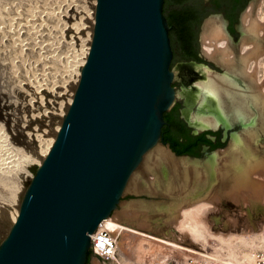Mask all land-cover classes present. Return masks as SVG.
I'll return each instance as SVG.
<instances>
[{"label":"water","instance_id":"water-1","mask_svg":"<svg viewBox=\"0 0 264 264\" xmlns=\"http://www.w3.org/2000/svg\"><path fill=\"white\" fill-rule=\"evenodd\" d=\"M166 1L97 0L93 41L73 103L0 244V264H86L89 250V264L97 262L96 255L102 261L94 254L91 233L110 215L161 234L122 196L144 155L159 141L199 166L215 154V173L223 148L204 144L202 159L178 154L162 136L165 112L178 95L172 66L186 60L164 13L178 10L180 0ZM191 1L205 0L183 6ZM189 125L194 134L219 127ZM222 128V141L238 135L230 125Z\"/></svg>","mask_w":264,"mask_h":264},{"label":"rangeland","instance_id":"rangeland-1","mask_svg":"<svg viewBox=\"0 0 264 264\" xmlns=\"http://www.w3.org/2000/svg\"><path fill=\"white\" fill-rule=\"evenodd\" d=\"M13 2L14 1L12 0H0V29L7 28L9 33H13L12 30L15 31L17 29V14H22L23 16L25 14L28 19H31L30 21L33 22L34 25V29L31 27L32 30L30 31V34L32 35H27V39H34V37L35 40L37 39V52L33 53L29 49L23 46L21 47L20 45L22 44H19L21 39L15 37L13 38V41L10 40L8 47H4V50L0 47V244L8 229L12 225L11 223H13L12 213L20 204L19 202L23 198L25 188L28 187L36 173L39 166L38 160L41 157V153L44 152V149L48 145L49 137L52 135V126H56V122L60 120L61 116L59 115L65 108L67 96L70 92L69 90H72L71 85L68 84L74 80L73 78H76L79 70H82L83 65L80 61L84 55L83 46L87 42V38L89 36V32L87 31L90 29L93 10V0H21V3H14V5ZM258 2L253 8L254 14L260 12L259 7H261V4ZM42 9H44V11ZM4 19L6 23H1ZM11 20H14L13 23ZM22 21H24V19ZM1 24H5V27H1ZM211 24H216V26L221 25L222 18L208 17L203 22L200 37L204 47H206L205 40L207 39L205 37V34L207 33L206 26ZM22 35L24 34H21L20 37ZM15 40L16 42H14ZM225 44L226 41L222 45L221 42H219L218 45L225 46ZM48 45L51 46L50 50L46 49ZM231 47L237 51V54L239 55L241 52L240 45L239 47H234L233 45ZM28 57H30V59ZM47 59H50L49 61L51 64ZM184 62L189 63V61L186 60H177L172 66L175 74H177L173 80V85L175 86L177 92L182 91L185 86V79L183 75L179 74L177 69L179 66H183ZM217 62L223 70L220 71L209 65V68H211L210 70L213 72L215 71L214 74L226 73V67L221 65V62ZM262 74L263 71L260 72V75L263 77ZM200 75L201 74L197 72L194 75H189L187 79H189V82L192 80L195 84ZM240 75L235 73V77L240 83V88L247 89L246 81L244 80V77ZM193 76H195L194 79ZM57 89H61V91H56ZM262 91L264 92V88ZM61 102L62 104L60 105L59 103ZM182 102L184 103L185 99L182 95L178 94L175 103L183 109L182 114L184 115L186 105L182 104ZM49 103H54L52 104L54 106L52 108H55L54 110L58 113H55L53 116L49 114L51 119V123L49 125H39L38 122H35L38 127L37 128L34 122H32L30 115L43 111L44 107H46ZM49 108H51L50 105ZM197 108L198 104H195L193 107L194 111H196ZM227 108L230 109L232 122H234L230 124L231 131L238 132V135H240L239 137L242 136L241 138L244 141L249 136L247 133L248 130H256L257 136L255 141H251L252 147L258 155L261 154L260 157H264V123L262 124L261 116L259 114L260 111L256 109L255 106L250 108V112L255 113V116H253H257V120L254 122H247V126L249 125V128L246 130L247 126L233 117L234 114L232 107L229 105ZM46 113L47 112L45 110V115ZM40 116L44 117L43 114H40ZM185 119L187 118L185 117ZM26 123L27 125L28 123L33 124V127H36L34 130L38 131V134L35 135L32 132L29 133V131L32 130L30 128L32 126L27 128ZM187 123L191 124L188 120ZM222 125L223 124H220L219 127H217V130L221 129V131H223ZM39 127H42L43 129H40ZM190 127L193 131L195 130L192 126ZM172 134L173 133L171 132V135ZM222 137H225L223 133ZM231 141V137L227 138L221 148L228 147L229 144H231ZM159 147L162 149L166 148L164 150H166V152L169 151V153L173 155L171 152L172 149L170 150L168 144L162 141H159L157 145L144 155L142 161L132 173L124 194L122 195L129 203L135 201L162 203L165 200L164 196L167 195V193H165V190H167V182L171 180L174 182L173 186L176 185V189L174 187L173 188L176 192H178V190L191 191L197 186V184H195L197 175L202 177V182H204L203 184H201L202 182L199 183L201 186L205 185L206 177L210 178V182H207L206 185L209 191L223 186V188L231 187L230 184L233 182L228 179H233L232 176H225V178H227L223 180L224 175L222 171L225 167V158L227 155L224 151H222L223 153L221 152L222 154H219V160L216 164L215 173L213 168L210 169V171H207V173H204L202 172L204 168H202V171L201 168L196 170L195 165V167L191 165L184 167L166 162L162 163L160 161L159 162L161 164L157 165V168L150 170L146 167L148 161L147 154L152 152L151 156L155 159L157 157L156 154ZM174 156L178 158L181 157L176 155ZM198 157L202 159L206 158L203 151H201V154L198 155ZM217 165L220 167L221 172ZM222 166L223 168H221ZM156 176H159L158 178L164 180V183L161 182L164 187L160 182H156L155 185L150 186L149 182L156 179ZM166 179L168 180L167 182ZM262 181L264 182V180ZM157 186L159 187L157 188ZM249 199L251 200L249 201ZM212 213L213 230L229 234L227 240H223L222 237H219L216 234L209 235L206 238H204L203 235V237H199L197 240L191 239L190 237L182 238L177 235L178 242L181 245L198 250L202 252V254L204 253L202 258L209 259L211 262L217 264H231L229 261L234 263L236 262L238 264L239 260L246 256V253L249 254L254 250H264L263 200H260V198L253 199L252 197H249L246 201L242 199L240 201H235V199L226 195L219 202L218 207L213 210ZM133 245L135 244L133 243ZM188 250L181 249L182 252L185 251V254H182L181 256L186 255V257H188L198 255ZM150 255L151 254H148V259L151 258ZM178 255L180 256L179 252L174 250L170 254L169 260L178 259ZM97 263L99 262H95V264ZM109 264L116 263L113 262Z\"/></svg>","mask_w":264,"mask_h":264},{"label":"bare ground","instance_id":"bare-ground-1","mask_svg":"<svg viewBox=\"0 0 264 264\" xmlns=\"http://www.w3.org/2000/svg\"><path fill=\"white\" fill-rule=\"evenodd\" d=\"M12 1H14L13 2L14 5V3H18L21 0H12ZM257 2L258 0L251 3L249 8L245 11L243 15L244 27H242L243 35H242V39L240 40L241 52L239 53V55L237 54L238 52L235 51L230 46L229 42L228 43L226 42L225 46L218 45L219 42H221L222 45L227 40V36L225 34L223 24L219 26H216V24H211L209 26H206L207 33L205 34V37L207 39L205 40L206 43L205 52L209 57L214 58L217 61L221 62V65H223L227 69L226 73L214 74L215 71L213 72L212 70H210L211 68H209L206 65L198 64V63L197 64L183 63L184 64L183 66H179L177 68L179 74L183 75L185 79V86L183 90L178 92L179 95H182L184 97L186 102V108L184 109V116L191 123V125H193L196 128V130L206 127H217L220 124L229 126L230 124L234 123L232 122L230 109L227 108L229 105L232 107V111L234 114L233 117H235L236 120L243 122L246 126H247V122H254L257 120L256 118L257 116L254 117L255 113L250 112L251 110L250 108L255 106V108L260 111L259 114L261 116L262 124L264 123V94H263L264 92L262 91V89L264 88V0H259L258 3L261 4V7H259L260 12L254 14L253 8L257 4ZM96 6H97V0H93L92 19L90 23V29L89 31H87L89 32L88 33L89 36L87 38V42L83 46L84 55L82 60L80 61L83 66L87 61L93 41ZM42 10L44 11V9ZM4 15L7 16L6 14ZM17 15H18L17 16L18 19L16 20L17 29L15 31L12 30L13 33H9L7 28L0 29L1 31L0 47L2 48V50H4V47L5 46L8 47L10 40L13 41V38L15 37L21 39V41L19 42V44H22L20 45L21 47L23 46L29 49L33 53L37 52V44H36L37 39L35 40V37L34 39L32 38L27 39V35H32L30 34V31L32 30L31 27L34 26L33 22H31L30 21L31 19H28L27 16H25V14H24L25 17L22 14L20 15L17 14ZM23 19L24 21H22ZM11 21L13 23L14 20ZM3 22L6 23L5 19L1 23ZM4 25H2L1 27H5ZM21 34H24L25 36L22 35L20 37ZM14 42H16V40ZM46 49L50 50L51 46L48 45ZM30 57L28 58L30 59ZM261 71H263L262 74L263 77L260 75ZM197 72L201 74L199 76V79L197 81L195 80L196 81L195 84L193 83L192 80L191 82H189L188 81L189 79H187L188 76L194 75ZM235 73L239 75L241 74L244 77V80L246 81L247 89L240 88V83L238 79L235 77ZM81 74H82V70H79V72L76 75V78H73L74 80H72L70 84H68L71 85L72 90H69L70 92L68 93L67 96L65 108L63 112H61L59 115L61 116L60 120L56 122V126L54 125L52 126V132H51L52 135L49 137L48 145L44 149V152L41 153V157L38 160L39 164L43 163L44 159L47 157V155L49 154L51 148L53 147L56 141V138L62 127L64 118L66 117L68 110L70 109L73 103L76 90L80 83ZM194 77L195 76H193V79ZM56 91H61V89H57ZM52 104L54 103H49L46 107H44L43 111L36 112L37 114L36 113L31 114L30 118H32V122H34V124L35 122H38L39 125H49L51 123L49 114L53 116L55 113H58L56 110H54L55 108L54 109L52 108L54 107ZM59 104L61 105L62 102ZM195 104H198V108L196 111H194L193 109ZM49 105L51 106V108H49ZM45 110L47 112L46 115H45ZM40 114H43L44 117L43 116L41 117ZM26 126L27 128L32 126L30 127L32 130L31 131L28 130L29 133L32 132L35 135L38 134L37 133L38 131L34 130L37 127L36 124H35L36 126L35 128L31 123H28V125L26 123ZM39 128L43 129L42 127ZM247 128H249V125L246 127V130H248ZM247 133L249 134V136L246 140L243 141L241 138L242 136L239 137L240 135H235L234 136L235 138L234 140L231 141V144H229L228 147L223 148L224 149L223 151L227 154L225 158L226 159L224 165L225 167L224 168L223 166L221 167L223 168L222 171L224 175L223 180H225L228 177V175L232 176L233 179L230 178L228 179L229 181L232 180L233 182L232 184H230L231 187H226L225 185L226 188H223L224 187L223 186L221 188L209 191L206 185L207 182H210V178L206 177L205 185L201 186L199 185V183L202 182V177L197 175L195 184L201 187L196 186V188H194L191 191L178 190V192H176L174 190L176 185L173 186L174 182L172 180L167 182L168 181L167 178L166 179L167 190H165V193H167V195L164 196L165 198L164 202L162 203L159 202L146 203L143 201L130 202V204L140 214H142L161 234L153 233L132 226L130 224L124 223L122 221L115 219L111 215L106 217L105 218L106 223L109 226V228L113 231L117 240L118 255H117L116 264H161L169 260V256L174 250L178 251L180 254V256L179 255L177 256L178 260L188 258L189 256L186 257V255L181 256L182 254H185V251L182 252L181 249L184 250L189 249L188 251L198 254L195 257L202 258V256H204V253L202 254V252L198 250L181 245L178 242L177 235H179V237L181 236L182 238L190 237L191 239L197 240L199 237H203V235L204 238H206L209 235L216 234L217 236L222 237L223 240H227L229 234H225L222 231H215L212 228V221H213L212 211L218 207L219 202L223 199V197L227 195L235 199V201L236 200L240 201L241 199L246 201L248 200L249 197H252L253 199L260 198V200L264 201V182L262 181L264 180V157L263 156L260 157L261 154L258 155L255 152L254 148L252 147L251 141L252 140L255 141V138L257 136V131L250 129L248 130ZM160 147L157 151L156 154L157 157L155 159L152 158L151 156L152 152H150V154H147L148 161L146 159L147 161L146 167L150 170L157 168V165L161 164L160 162L162 163L166 162L169 164L179 165L184 167L195 165L196 170L200 169L201 166L207 172L213 168V164L215 163L214 161L216 160L215 159L216 155L214 154L213 156H211V159H207V161L203 162L202 165L199 166V163L197 164L195 160H190L186 157L183 158L175 157L174 155L169 153V151L166 152V150H164L166 148L162 149ZM217 167L219 166L217 165ZM225 176L227 177L225 178ZM156 177L158 178L159 176ZM157 178L149 182L150 186L155 185L156 182L164 183L163 179L161 178L157 179ZM203 183L204 182H202L201 184ZM158 187L159 186H157V188ZM250 200L251 199H249V201ZM21 201L19 202L20 204L18 205V207H16V209L12 213V222H13L11 223L12 225L14 224V222L16 221L19 215ZM12 225L10 226V228L12 227ZM10 228L8 229L4 238L8 235ZM133 243L135 245H133ZM148 254H151L150 259L147 258ZM249 254L246 253L245 255L247 256ZM210 258L216 259L213 257ZM229 262L231 264H237L236 262L235 263L232 261Z\"/></svg>","mask_w":264,"mask_h":264},{"label":"flooded vegetation","instance_id":"flooded-vegetation-1","mask_svg":"<svg viewBox=\"0 0 264 264\" xmlns=\"http://www.w3.org/2000/svg\"><path fill=\"white\" fill-rule=\"evenodd\" d=\"M190 0H180V15L184 12L188 11L189 21L188 24V34L191 36L189 42H184L178 33L177 38L181 43L182 48H184V57L186 61H189V64H199L204 63L202 60L206 61L208 67L209 65H213L214 67L219 66L217 61L213 58H210L205 53L204 44L202 45L200 30L202 28L203 22L208 17H220L222 18V24L227 36L226 42L234 47H239L240 40L243 35V15L245 11L249 8L250 4L255 2L256 0H205L204 3H189V5L183 6V3L188 2ZM172 42V41H171ZM221 46V45H220ZM190 51H189V50ZM174 50V49H173ZM186 52L191 53V57H186ZM188 62H184L187 64ZM205 63V64H206ZM177 105V103H174ZM185 105V103L182 102ZM177 117L178 119L185 122L189 127L190 125L187 123L185 117L182 114L183 109L177 105ZM221 131V129H219ZM190 132H192V128L190 127ZM222 138V131L220 135H216L217 138ZM185 138H181V144L185 141ZM203 145H200L199 150L202 151Z\"/></svg>","mask_w":264,"mask_h":264},{"label":"trees","instance_id":"trees-1","mask_svg":"<svg viewBox=\"0 0 264 264\" xmlns=\"http://www.w3.org/2000/svg\"><path fill=\"white\" fill-rule=\"evenodd\" d=\"M164 13L166 14L169 24L171 25L170 36L174 37V35H176V37H178L176 34L178 31L177 27H180V32L178 34L185 43L189 42L191 36L188 34V11L184 12L183 15H180L179 10H172L170 12H167L166 9H164ZM185 56L191 57L192 55L191 53L186 52ZM176 110L177 106L176 104H174L169 110L165 112L166 123L162 128V136L164 137L166 142L171 143V147L178 154L188 153L198 156L201 154L199 147L202 144H209L211 148L221 147L224 145V141L220 140L219 137L214 140L207 136V134L209 133L218 136L221 133L220 130L208 129L201 131L198 134H192L190 132V127L185 122L181 121V119H178ZM171 132L173 133L172 135ZM181 138L186 139L182 144ZM90 258L91 250H89L88 252L86 264H89Z\"/></svg>","mask_w":264,"mask_h":264},{"label":"built area","instance_id":"built-area-1","mask_svg":"<svg viewBox=\"0 0 264 264\" xmlns=\"http://www.w3.org/2000/svg\"><path fill=\"white\" fill-rule=\"evenodd\" d=\"M91 243L94 244V254L97 252V261L99 264H109L117 261L118 245L113 231L109 228L105 218L101 220L94 232L91 233ZM106 258V259H105ZM108 260V261H107ZM103 262V263H102ZM109 262V263H108ZM95 264V262H92ZM161 264H217L209 259L189 256L184 259L167 260ZM226 264V263H222ZM238 264H264V250H254L249 255L243 257Z\"/></svg>","mask_w":264,"mask_h":264}]
</instances>
